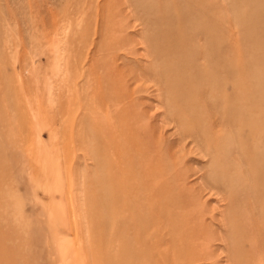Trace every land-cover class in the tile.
<instances>
[{
    "label": "rangeland",
    "instance_id": "1",
    "mask_svg": "<svg viewBox=\"0 0 264 264\" xmlns=\"http://www.w3.org/2000/svg\"><path fill=\"white\" fill-rule=\"evenodd\" d=\"M0 264H264V0H0Z\"/></svg>",
    "mask_w": 264,
    "mask_h": 264
}]
</instances>
